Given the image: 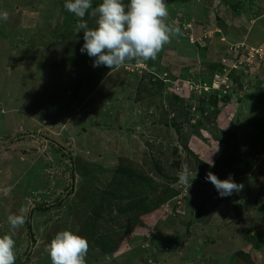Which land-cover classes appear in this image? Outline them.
<instances>
[{"label":"rangeland","instance_id":"rangeland-1","mask_svg":"<svg viewBox=\"0 0 264 264\" xmlns=\"http://www.w3.org/2000/svg\"><path fill=\"white\" fill-rule=\"evenodd\" d=\"M64 3L0 0V236L15 264H52L44 249L61 230L88 240L86 264H264L244 237L264 242V0H166L182 35L112 69L81 53ZM119 166L153 190L144 212L109 221L96 203ZM209 171L243 187L220 197Z\"/></svg>","mask_w":264,"mask_h":264},{"label":"clouds","instance_id":"clouds-1","mask_svg":"<svg viewBox=\"0 0 264 264\" xmlns=\"http://www.w3.org/2000/svg\"><path fill=\"white\" fill-rule=\"evenodd\" d=\"M64 8L79 18L75 32L83 31L84 43L80 51L94 58V68L105 66L112 69L130 61L154 60L173 36L182 35L175 22H166L169 15L166 0H129L127 4L124 0H102L95 7L92 0H65ZM88 16L95 19L94 28L88 26L85 19ZM8 18L7 11L0 12V20L6 22ZM205 162L213 166L212 160ZM190 174L188 165L182 164L178 183L190 187ZM204 179L211 182L220 197L231 196L243 187L233 180L231 174L221 180L209 171ZM10 192V188L6 189L5 195ZM28 212V208L21 207L18 213L8 215L7 223L11 229L22 228ZM15 244L12 235L0 236V264H15ZM44 250L52 264H86L89 242L70 230H61Z\"/></svg>","mask_w":264,"mask_h":264},{"label":"trees","instance_id":"trees-1","mask_svg":"<svg viewBox=\"0 0 264 264\" xmlns=\"http://www.w3.org/2000/svg\"><path fill=\"white\" fill-rule=\"evenodd\" d=\"M99 3L95 2L93 3V6H97ZM217 98L216 96H214ZM224 98V97H223ZM225 99V98H224ZM176 131H181L180 127H176ZM191 155L195 157V159H199L194 153L191 151H188ZM199 161V160H198ZM201 163V162H200ZM202 164V163H201ZM130 168V167H129ZM127 167L119 166L116 168L112 178V186L110 187V190H104L100 193V203H96V207H98L99 212H101V216L105 218L106 220H111V217L114 216V214H125L130 217H133L135 214H139L141 212H144L147 208V202L149 200L147 191L151 189L153 179L144 174H136L131 169ZM112 180V179H111ZM169 190V189H167ZM151 191V190H150ZM121 192H127L126 194L122 195L121 197L127 198L129 204L126 203L122 205V203H117L116 200L119 198V193ZM161 194V192H160ZM162 194H166V191L162 192ZM140 195V197H139ZM134 196V198H132ZM109 197V198H107ZM158 197L161 199V196L158 195ZM111 199V200H109ZM95 207V210H96ZM103 211L106 212L103 214ZM93 217H97V221H99L102 217L95 215L93 212L91 213ZM119 219V217H118ZM27 227L30 226V217L27 221ZM89 224V223H88ZM111 224V223H110ZM245 238L251 243H253L257 248H263L264 242L260 241V238H257L256 236L252 235L251 233H248L244 235ZM28 239H29V246L25 254L27 255L31 247L33 246V240L34 237L31 234V232L28 233ZM239 252V251H238ZM239 254L244 255V252L240 251Z\"/></svg>","mask_w":264,"mask_h":264}]
</instances>
